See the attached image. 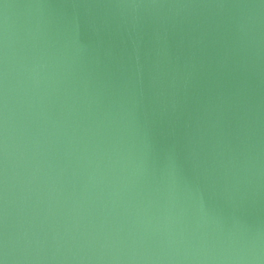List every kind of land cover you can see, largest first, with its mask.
I'll return each instance as SVG.
<instances>
[{"label": "water", "instance_id": "1", "mask_svg": "<svg viewBox=\"0 0 264 264\" xmlns=\"http://www.w3.org/2000/svg\"><path fill=\"white\" fill-rule=\"evenodd\" d=\"M6 264H264V0H0Z\"/></svg>", "mask_w": 264, "mask_h": 264}, {"label": "snow or ice", "instance_id": "2", "mask_svg": "<svg viewBox=\"0 0 264 264\" xmlns=\"http://www.w3.org/2000/svg\"><path fill=\"white\" fill-rule=\"evenodd\" d=\"M0 264H6V261L4 258H0Z\"/></svg>", "mask_w": 264, "mask_h": 264}]
</instances>
